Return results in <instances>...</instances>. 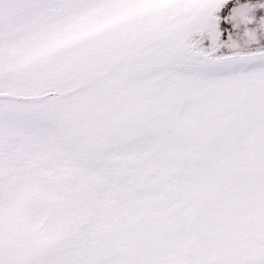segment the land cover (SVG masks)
<instances>
[{"label":"snow or ice","instance_id":"1","mask_svg":"<svg viewBox=\"0 0 264 264\" xmlns=\"http://www.w3.org/2000/svg\"><path fill=\"white\" fill-rule=\"evenodd\" d=\"M0 264H264V0H0Z\"/></svg>","mask_w":264,"mask_h":264}]
</instances>
